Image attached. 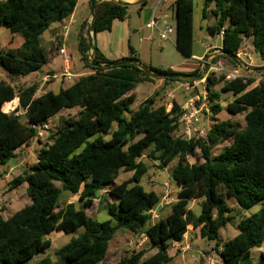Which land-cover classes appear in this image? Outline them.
<instances>
[{
	"label": "trees",
	"instance_id": "16d2710c",
	"mask_svg": "<svg viewBox=\"0 0 264 264\" xmlns=\"http://www.w3.org/2000/svg\"><path fill=\"white\" fill-rule=\"evenodd\" d=\"M76 1H0V25L22 38L18 49L0 48V67L9 77L28 76L48 62L40 36L52 23L67 19ZM193 3L174 0V45L186 58L193 55ZM211 6L214 24L207 26L210 36L223 31L221 48L234 55L244 39H250L253 53L264 65V0H204L203 17ZM127 8L113 2L97 4L94 34L110 30L114 19H125ZM77 50L89 71L56 93L35 96L36 83L17 90L0 80V165L15 158V150L32 140L42 144L34 164L8 182L9 190L26 184L30 203L6 219L0 217V264H22L49 248L46 235L52 231L73 234L79 228L82 232L55 251V262L45 257L36 264H104L110 241L120 228L142 233L155 252L143 258V250L132 251L116 264H167L171 260L169 244L180 243L189 226L198 230L201 239L221 247V264H252L251 250L264 243V81L253 86L254 74L224 81V74L209 73L206 87L211 116L221 110L219 92L229 93L233 99L226 110L232 116L242 115L243 125L230 120L216 122L204 136L186 140L176 133L179 102L172 100L167 112L165 104L153 106L150 97L134 111L130 109L136 87L154 78L132 65L91 67L87 38L82 35ZM129 55L136 59L132 49ZM219 59L225 66L235 67L223 55L212 63ZM94 61L110 62L96 48ZM161 80L165 84L184 82ZM217 86L219 91L214 90ZM14 98L17 107L4 113L10 105L4 103ZM71 109H78L75 117L63 119L54 130L43 127L61 111ZM39 129L48 130L44 143L37 138ZM221 143L227 145L213 156L211 150ZM197 152L198 160L190 163L189 158H195ZM143 156L157 162L160 169L175 162L171 172L178 189L175 201L165 215L162 207L156 209L159 218L154 223L150 222V210L156 208L160 195L140 184L148 168ZM120 172L131 176L116 183ZM105 190L114 200L104 206L110 219L97 221L85 209L95 199L103 204ZM62 191L76 196L79 206L67 203L59 208ZM193 200L199 202L198 215L188 206ZM230 201L242 212L257 204L261 207L240 219L238 233L220 244L219 231L234 218ZM261 258L264 262L263 254Z\"/></svg>",
	"mask_w": 264,
	"mask_h": 264
},
{
	"label": "rangeland",
	"instance_id": "374dc122",
	"mask_svg": "<svg viewBox=\"0 0 264 264\" xmlns=\"http://www.w3.org/2000/svg\"><path fill=\"white\" fill-rule=\"evenodd\" d=\"M4 1V0H0ZM157 0H149V3H154ZM168 2H173L174 0H167ZM203 2L204 0H194L193 3V53L200 54L202 50L211 43L218 44V40H215L217 37H210V34L207 31V26H211L214 24V18L210 14L209 7L206 12V16L203 17L202 9H203ZM157 16H161L164 13H168L167 22L173 29V33L170 35L171 41L169 42H161L163 43V49L161 52L157 50V52L152 56V66L155 68L170 71L174 70L175 72H179L178 65H180L186 57L183 56L181 52L174 46L175 40V9H167L163 8L160 4L157 7ZM166 13V14H167ZM170 14V15H169ZM59 22H54L51 24L48 30L44 32V39H47L50 35L52 30L57 27ZM216 37V38H215ZM241 46V50L247 51L251 53V56L254 60L255 64L260 63L257 55L253 53V50L250 46V39H244ZM22 38L17 34H12L9 29L4 26L0 25V47L4 50H9L10 47L15 46L16 44L21 45ZM43 48L46 51V55L49 56L48 53V46L44 42L41 43ZM220 48V47H219ZM209 53V52H208ZM76 62L71 68L72 74L79 73L81 69L82 62L80 60L79 53L76 52ZM139 60L147 61V57L144 54L139 55ZM138 60V61H139ZM221 63H225L224 60L219 59ZM216 61V62H217ZM140 62V61H139ZM212 63V60H211ZM143 64V63H142ZM226 64V63H225ZM224 64V65H225ZM144 65V64H143ZM201 65V64H200ZM64 62L62 56H57L54 61H48L45 65H43L38 71H35L28 76L21 77V78H14L9 77L3 69L0 67V73H4L7 77V82L15 89H21L26 87L27 85H31L33 83L40 84L38 77L44 76L48 71H54L55 75V83L51 87L54 93L58 92L61 88H65L68 84L74 82L78 77L72 79V81L62 82L61 73L63 71ZM227 67V66H226ZM153 68V67H152ZM200 68V67H199ZM230 68V67H229ZM214 72L215 75L219 73L216 71ZM210 72V73H211ZM250 74V73H249ZM256 75V74H254ZM1 76V74H0ZM3 78V77H2ZM50 77L47 78L46 82L44 83V87L49 83ZM255 79V78H254ZM160 79H154L157 81ZM162 88H159L156 92L158 93L156 96L153 94L151 98L154 99L153 106L163 105L166 103H170L173 101H177V95H179L181 90L177 89L174 91V99L166 100L164 96H162V91L166 90L168 85H173V88L179 82H168L165 84L162 82ZM255 83L253 84L256 85ZM39 87V86H38ZM151 86L141 84L136 87L134 95H136V99L134 103L130 106V109L134 111L138 105L143 102L150 93H151ZM214 90L219 91V87H215ZM220 94V105L221 110L215 117H212L209 113L208 115H201V122L199 125L200 133L198 136H204L205 132L208 128L212 127L216 122L230 120L233 122H238L240 125H243V116H232L230 115L227 110L226 106L231 100L233 99L232 95L229 93H222ZM146 100V99H145ZM16 103V102H15ZM13 105V104H10ZM5 111H9L7 108ZM12 112V111H10ZM78 112V109H71V110H63L57 116L53 117L48 121V124L45 129L54 130L57 126L60 125L61 121L65 118L75 117ZM127 116V114H125ZM39 134L37 138L41 143H44L46 135L48 134V130L44 131L43 129H39ZM42 144H39L36 139L32 140L28 145H24L20 149L15 151V158L11 159L5 165H0V217L6 219L7 217L14 214L16 211L20 210L24 206L30 203V199L26 194V184H22L13 190L8 189V182L22 174L24 171H27L28 168L34 164L36 159V154L40 149ZM227 145V143H221L215 148L211 150V154L216 156L219 154L223 148ZM199 158V154L195 158H189L190 163H195ZM141 160L148 166L146 173L141 178L140 184L144 187L146 191L153 190L158 195L161 196L162 187L165 182H167L171 188L172 196H171V203L175 201L177 187L175 183L171 179V172L175 165V162L168 165V167L164 169H160L157 167V162H154L146 156H143ZM200 161V160H199ZM131 173L129 172H120L119 176L116 179V183H120L124 180L129 179ZM105 192L101 194V200H103V204L98 202L95 199L89 207L85 209V212L88 216L92 217L97 221H104L110 219V216L107 214L106 210H104V206L108 203L113 202V198L107 195ZM59 208H63L67 203H74L76 207L79 206V202L76 196L70 195L68 192L62 191L58 200ZM170 204L163 206L162 214L165 215L170 211ZM229 206L233 208L232 221L227 224V226L219 231L218 241L220 244L226 242L228 239L235 236L238 231L236 229V224L245 216H249L250 214L256 213L259 211L261 205L257 204L251 207L249 210L242 212L240 211L233 202H227ZM189 208H191L196 215L200 213V206L197 200H193L189 202ZM157 218H151V223L156 222ZM82 232V228L77 229V231L73 234H64L59 231H52L46 238L50 241V246L43 252H39L31 257L29 260L22 264H36L40 260L45 257H49L53 262H55V251L67 244L73 237H75L78 233ZM180 245L175 243L169 244L168 247V254L171 257V260L167 264H205L204 257L207 255L213 256L215 259L220 261L218 251L220 250V246H215V241H209L207 239H201L199 237L198 230H193L192 227H187V233L184 235L183 240L180 242ZM185 245L189 246V249L183 251V247ZM144 251L143 258H147L151 256L155 250L149 247V244L142 233H133L126 229L120 228L116 232L113 239L110 241L106 258L104 260V264H116L122 257L125 255H129L132 251ZM261 254L264 255V243L260 248H254L250 252L251 263L252 264H264L261 258ZM218 261V263H219Z\"/></svg>",
	"mask_w": 264,
	"mask_h": 264
},
{
	"label": "crops",
	"instance_id": "0c3cea01",
	"mask_svg": "<svg viewBox=\"0 0 264 264\" xmlns=\"http://www.w3.org/2000/svg\"><path fill=\"white\" fill-rule=\"evenodd\" d=\"M90 1L91 0H77L74 10L71 13V15L67 19H64L63 21L59 22L58 26L52 30L51 35L47 39H44V35H43L44 33L40 36L41 43L45 41V43L48 46V53H49L48 61L50 60L54 61V59L57 56H60V54L58 53V50L61 47H64L65 51L68 53V55L72 59L71 68L75 64L76 62L75 55H76V52H78L77 50L78 38L80 35H82L83 37H86V31H87L88 23L90 20ZM158 1L159 0H157L154 3H149V0H148L146 4L142 6L141 5L140 6H128L127 16L125 19L123 20L114 19L112 21L110 30L102 31V32H98L94 34L93 36L94 47L108 61H117L120 59L130 58L129 51L130 49H132L137 60H139L138 58L139 55L144 54L147 57V61L146 62L141 61V60L139 61L143 63L144 65H146L147 67L155 68L154 66H152V56L157 52V50L161 52V50L163 49V43L161 42L171 41V39L169 41L159 40L156 30H150L145 27V24L150 21L152 16L160 17V16H157L158 8H156V10L154 11ZM160 4L163 6V8H167L171 10L174 9V1L168 2L167 0H164ZM166 15L168 16V13ZM69 21H70V31L64 35L60 28L62 24L68 23ZM160 28H162L161 24H160ZM216 37H215L216 38L215 40H218V44L211 43L207 45L200 54L193 53V55L190 58H186L180 65H178L176 69L179 70V73L190 74L191 72L196 70L198 67H200L201 61L203 57L205 56V54L213 51L214 49L221 47V39L218 36ZM19 47H20V44H16L15 46L10 47L9 50H15V49H18ZM1 49L4 50L3 48ZM256 66L261 67L263 65L260 62L256 64ZM88 71L89 69L86 68L84 63L82 62L79 73L73 74V75L75 77H78L80 75H84L88 73ZM170 71L175 72L174 70H170ZM0 74H1L0 80L7 82V77L4 75V73H0ZM48 77H50L51 79H49V83L44 87V83L46 82ZM38 79L41 83L39 84V87H38V90L35 96H40L48 91L53 92L51 90L52 89L51 87L55 83L54 71H48L44 76H41V78L38 77ZM64 82L66 81L62 79L61 83H64ZM162 82L163 81L160 79L157 81L144 83L145 85H149L152 88L151 93L145 99L152 97V95L157 90H159V88H162L161 87L163 86ZM70 85L71 84H68V86ZM68 86H66L65 88H67ZM176 88L181 90L180 88L177 87V85L174 88H173V85H168L166 87V90L162 91V96L165 97V94L168 92L173 93V95L175 96L174 91L176 90ZM135 90L133 91L134 93H135ZM180 92L181 93L177 95V102H179V104L181 105V103L184 101V98L187 96V94L184 93L182 90ZM6 103H10L13 105H9L8 107L9 111H3V110L2 111L4 113H10V111H13L17 107L18 99L14 98L12 101L5 102L4 104ZM21 147H19L18 149H20Z\"/></svg>",
	"mask_w": 264,
	"mask_h": 264
},
{
	"label": "built area",
	"instance_id": "2783aa9c",
	"mask_svg": "<svg viewBox=\"0 0 264 264\" xmlns=\"http://www.w3.org/2000/svg\"><path fill=\"white\" fill-rule=\"evenodd\" d=\"M164 0H159L154 11L156 10L157 6L163 2ZM154 15V14H153ZM168 16L166 14H162L160 17L152 16L150 21L145 24V27L150 30H156L157 36L161 41H169L170 35L173 33V29L170 24L166 21ZM160 24L162 28H160ZM61 31L65 35L70 31V21L68 23H64L61 26ZM223 35V31H220L218 37L221 39ZM221 48V47H220ZM58 53L62 56L64 67L61 73V78L65 81H72L75 76L71 73V64L72 59L65 51L64 47H61L58 50ZM236 59L245 65L246 67H257L254 63V60L251 56V53L243 50H238L235 54ZM264 66V65H263ZM211 71H216L220 74H224V81H233L237 78H248L246 75L247 73L241 71L236 66L233 68L226 67L220 61L215 63L209 64V68L207 72L203 75V77L199 80L194 81H184L179 82L177 87L180 88L184 93L187 94L188 98L185 99L180 105V114L178 118V129L176 131L177 135L181 136L182 138L189 140L191 138L200 137L198 134L200 133V116L208 115L210 113V100H209V93L206 87V77ZM256 83L258 84L259 81H264V74L256 75L254 77ZM255 83V82H254ZM166 100L174 99V95L171 92L165 94L164 97ZM166 111L168 112L171 109V102L165 104ZM46 128V125L43 126ZM172 196V191L167 182L163 184L162 193L160 196V200L156 208L150 210L151 218H157V208H161L170 204ZM173 244V243H172ZM180 245L181 243H175ZM183 251L189 249L188 245H185ZM215 259L211 255H207L204 257L205 264H221V261Z\"/></svg>",
	"mask_w": 264,
	"mask_h": 264
},
{
	"label": "water",
	"instance_id": "95a60500",
	"mask_svg": "<svg viewBox=\"0 0 264 264\" xmlns=\"http://www.w3.org/2000/svg\"><path fill=\"white\" fill-rule=\"evenodd\" d=\"M148 0H91L90 1V20L88 23L87 31H86V38L88 43V59L90 62L91 67H98V68H111V67H119L123 65H132L138 70L142 71L146 75L154 78V79H171V80H181V81H194L199 80L203 77V75L207 72L209 68V64L213 58L218 55H223L227 57L237 68L245 73L250 74H264V66L261 67H246L242 63H240L234 54H230L227 51H224L222 48L214 49L213 51L205 54L201 61V65L197 73L195 74H185L179 72H163L159 73L152 68L143 65L137 59L134 58H126L120 59L117 61H110L108 63H96L94 61V53L95 47L93 43V36H94V20H95V8L96 5L101 2H113L119 5L124 6H140L147 2Z\"/></svg>",
	"mask_w": 264,
	"mask_h": 264
}]
</instances>
